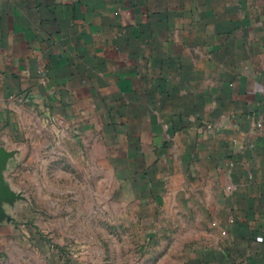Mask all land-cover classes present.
<instances>
[{"label":"crops","instance_id":"1","mask_svg":"<svg viewBox=\"0 0 264 264\" xmlns=\"http://www.w3.org/2000/svg\"><path fill=\"white\" fill-rule=\"evenodd\" d=\"M24 107L264 264V0H0L1 144Z\"/></svg>","mask_w":264,"mask_h":264},{"label":"rangeland","instance_id":"2","mask_svg":"<svg viewBox=\"0 0 264 264\" xmlns=\"http://www.w3.org/2000/svg\"><path fill=\"white\" fill-rule=\"evenodd\" d=\"M17 116L5 176L26 198L0 221V264H243L190 183L135 187L101 143L67 141L32 107Z\"/></svg>","mask_w":264,"mask_h":264},{"label":"water","instance_id":"3","mask_svg":"<svg viewBox=\"0 0 264 264\" xmlns=\"http://www.w3.org/2000/svg\"><path fill=\"white\" fill-rule=\"evenodd\" d=\"M15 154V148L0 143V221L12 220L14 216L7 210V206L15 204L19 199L26 198V195L21 190L15 189L5 176L9 160Z\"/></svg>","mask_w":264,"mask_h":264}]
</instances>
